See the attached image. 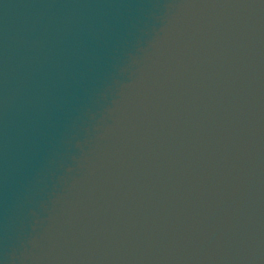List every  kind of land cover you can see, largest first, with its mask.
Returning <instances> with one entry per match:
<instances>
[{
  "label": "water",
  "instance_id": "water-1",
  "mask_svg": "<svg viewBox=\"0 0 264 264\" xmlns=\"http://www.w3.org/2000/svg\"><path fill=\"white\" fill-rule=\"evenodd\" d=\"M0 264H264V0H35L0 55Z\"/></svg>",
  "mask_w": 264,
  "mask_h": 264
}]
</instances>
